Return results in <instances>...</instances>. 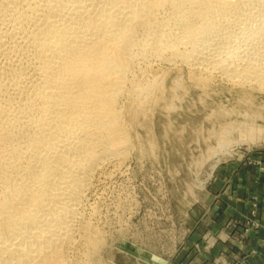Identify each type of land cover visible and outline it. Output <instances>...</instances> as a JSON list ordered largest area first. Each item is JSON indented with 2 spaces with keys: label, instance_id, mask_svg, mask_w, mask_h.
<instances>
[{
  "label": "bare ground",
  "instance_id": "bare-ground-1",
  "mask_svg": "<svg viewBox=\"0 0 264 264\" xmlns=\"http://www.w3.org/2000/svg\"><path fill=\"white\" fill-rule=\"evenodd\" d=\"M158 63L264 92V0H0V264L92 243L87 195L137 146Z\"/></svg>",
  "mask_w": 264,
  "mask_h": 264
},
{
  "label": "rangeland",
  "instance_id": "rangeland-1",
  "mask_svg": "<svg viewBox=\"0 0 264 264\" xmlns=\"http://www.w3.org/2000/svg\"><path fill=\"white\" fill-rule=\"evenodd\" d=\"M146 71L159 81L154 101L134 117L129 159L108 162L94 177L84 211L96 237L78 240L75 264H181L180 253L200 251L185 243L204 221L200 210L217 191V175L243 162L264 175V92L217 77L200 82L182 63ZM258 208L253 200L246 233L264 229ZM236 255L219 251L212 264L247 263Z\"/></svg>",
  "mask_w": 264,
  "mask_h": 264
},
{
  "label": "crops",
  "instance_id": "crops-1",
  "mask_svg": "<svg viewBox=\"0 0 264 264\" xmlns=\"http://www.w3.org/2000/svg\"><path fill=\"white\" fill-rule=\"evenodd\" d=\"M215 181L216 193L209 194L212 200L204 212L200 210L204 221L185 243L187 249L199 243L200 251L188 257L180 253L178 256L184 259L181 264H212L222 250L230 257L245 256L246 264H261L264 229H250L247 233L245 229L249 227L253 200L259 204L257 219L264 224V175L243 162L226 167Z\"/></svg>",
  "mask_w": 264,
  "mask_h": 264
}]
</instances>
